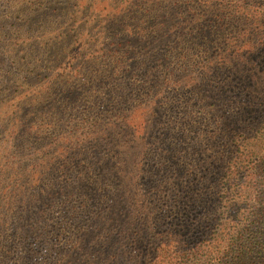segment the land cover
<instances>
[{
  "label": "rangeland",
  "instance_id": "obj_1",
  "mask_svg": "<svg viewBox=\"0 0 264 264\" xmlns=\"http://www.w3.org/2000/svg\"><path fill=\"white\" fill-rule=\"evenodd\" d=\"M167 15L173 23L159 38ZM127 38L151 48L167 42L151 55L149 46L120 42ZM216 48L264 64V0H0V264H27L24 228L42 234L43 264H66L84 233L101 242L110 228L99 227L100 217L120 195L137 226H148L155 206L178 204V186H209V169L235 134L210 107L221 83L210 61ZM148 73L160 78L152 91ZM123 82L131 91L120 111ZM152 106L159 115L149 113L152 138L142 141L127 127ZM134 109L137 121L128 117ZM99 120L110 146L95 141ZM84 250L75 258L90 255Z\"/></svg>",
  "mask_w": 264,
  "mask_h": 264
},
{
  "label": "trees",
  "instance_id": "obj_2",
  "mask_svg": "<svg viewBox=\"0 0 264 264\" xmlns=\"http://www.w3.org/2000/svg\"><path fill=\"white\" fill-rule=\"evenodd\" d=\"M217 8L211 10L215 18L218 15L215 11ZM240 10L244 12L246 6L240 7ZM168 18L167 15L163 19L161 36H155L164 38L168 35L167 27L174 20L166 21ZM240 20L242 18L236 19L230 27L238 29L242 25ZM233 30L227 35H232ZM251 39L246 38L244 44L248 41V45H251ZM125 41L135 46L150 44L149 40L144 39L137 42L132 38L120 39V42ZM166 42L162 46H149L151 55L161 52ZM218 49L209 52L213 56L210 61L219 67L218 74L221 77L220 88L210 92V107L214 109L217 106L216 113L226 116V131L232 130L235 134L231 142L232 150L209 169L211 184L200 189L195 180L190 179L187 187L178 186L179 205L174 204V207L167 209L155 206V216L148 226H143V221L137 226L136 219L131 218L128 211L126 198L120 195L116 204L107 205L100 217L102 222L99 227L110 228L103 235L100 234L101 242L98 245L92 244L89 232L84 233L78 253L74 252V258L70 257L66 264H264V67L260 70L264 64L259 60L260 57L240 55L236 56L241 58L237 60L232 53L222 55ZM263 55L264 52H260L262 58ZM53 57L59 60L58 55ZM136 63L131 65L135 66ZM152 63L151 58L141 62L142 65ZM41 74L38 73L39 76ZM156 76L149 73L146 75L153 85L150 91L157 89L160 78ZM125 82L116 90L119 97L115 104L118 103L120 111L125 109L121 106V97L131 91ZM103 99L109 103L114 102L113 96L109 99V95H106ZM229 103L235 105V112L229 111ZM136 109L128 114L134 121H137ZM148 109L143 110L145 112L135 127H127V131L138 134L142 141L148 135L152 138L148 130V124H152L148 118L149 113L159 115L157 110H154L157 114L153 112V106ZM19 127L23 129L24 125ZM107 128L104 120H99L94 132L98 146H110L113 143ZM81 155L80 161L89 160L87 154ZM92 160L96 158L92 157ZM187 189L191 192H186ZM96 225L92 226V232L98 230ZM128 225L136 229L131 234L128 233L130 227L126 228ZM21 233L28 241L24 261L27 264H43V252L40 246L36 247L42 244L39 240L42 234L28 228H24ZM52 240L53 237L49 241ZM82 249L90 255L75 258Z\"/></svg>",
  "mask_w": 264,
  "mask_h": 264
}]
</instances>
